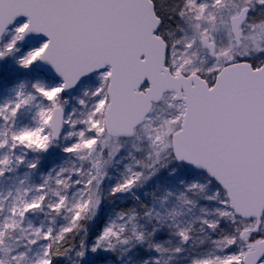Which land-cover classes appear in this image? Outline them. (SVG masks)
Listing matches in <instances>:
<instances>
[{"label":"snow or ice","instance_id":"6c2138e0","mask_svg":"<svg viewBox=\"0 0 264 264\" xmlns=\"http://www.w3.org/2000/svg\"><path fill=\"white\" fill-rule=\"evenodd\" d=\"M9 61L0 264H264V0H0Z\"/></svg>","mask_w":264,"mask_h":264},{"label":"rangeland","instance_id":"374dc122","mask_svg":"<svg viewBox=\"0 0 264 264\" xmlns=\"http://www.w3.org/2000/svg\"><path fill=\"white\" fill-rule=\"evenodd\" d=\"M37 74H42L38 72L37 70L33 73H23L15 68L14 64L9 61L6 64L1 65V71H0V100L8 97L10 95V89L13 86V82L19 78H31L32 76H35ZM59 162V153L58 152H52L49 153L47 156L43 158V164L42 167L44 170H47V168L55 163ZM25 171L24 169H21L20 172ZM23 174V173H22ZM38 179V177H35ZM11 186V183L5 179L4 185L1 186L0 191H7L8 188Z\"/></svg>","mask_w":264,"mask_h":264},{"label":"trees","instance_id":"16d2710c","mask_svg":"<svg viewBox=\"0 0 264 264\" xmlns=\"http://www.w3.org/2000/svg\"><path fill=\"white\" fill-rule=\"evenodd\" d=\"M20 171H21V169L18 172L11 174L8 178H6L7 181L12 184V181L15 178V176H22L23 175L22 173L24 171H22V172H20ZM33 179L36 180L35 177H33ZM4 182H5V179L3 181H0V188L2 185H4Z\"/></svg>","mask_w":264,"mask_h":264},{"label":"water","instance_id":"95a60500","mask_svg":"<svg viewBox=\"0 0 264 264\" xmlns=\"http://www.w3.org/2000/svg\"><path fill=\"white\" fill-rule=\"evenodd\" d=\"M0 71H1V65H0ZM37 71L40 72V73H45V72H47V70H46V69H43V68L38 69ZM48 76H49L50 79L52 78L50 73H48Z\"/></svg>","mask_w":264,"mask_h":264}]
</instances>
